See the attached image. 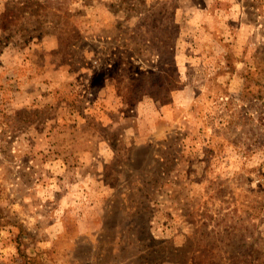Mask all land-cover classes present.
Masks as SVG:
<instances>
[{
    "label": "rangeland",
    "instance_id": "1",
    "mask_svg": "<svg viewBox=\"0 0 264 264\" xmlns=\"http://www.w3.org/2000/svg\"><path fill=\"white\" fill-rule=\"evenodd\" d=\"M0 264H264V0H0Z\"/></svg>",
    "mask_w": 264,
    "mask_h": 264
}]
</instances>
